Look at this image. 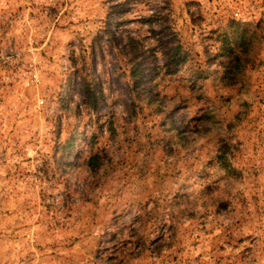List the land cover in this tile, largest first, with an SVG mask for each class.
Returning a JSON list of instances; mask_svg holds the SVG:
<instances>
[{
	"label": "rangeland",
	"instance_id": "374dc122",
	"mask_svg": "<svg viewBox=\"0 0 264 264\" xmlns=\"http://www.w3.org/2000/svg\"><path fill=\"white\" fill-rule=\"evenodd\" d=\"M0 264H264V0H0Z\"/></svg>",
	"mask_w": 264,
	"mask_h": 264
},
{
	"label": "trees",
	"instance_id": "16d2710c",
	"mask_svg": "<svg viewBox=\"0 0 264 264\" xmlns=\"http://www.w3.org/2000/svg\"><path fill=\"white\" fill-rule=\"evenodd\" d=\"M172 37L174 36L172 35ZM126 44L128 47L127 55H129V61L131 62L129 70L134 75H142L146 72H155L159 74L160 71H163L166 75H172L183 61L177 42H172L169 38L158 39V45L156 46L158 50L157 53L154 51L148 52L147 46H143L140 39L128 37ZM158 54H161L164 59L163 65L149 64L147 59L149 57H155ZM90 163L91 160L89 159V164Z\"/></svg>",
	"mask_w": 264,
	"mask_h": 264
}]
</instances>
